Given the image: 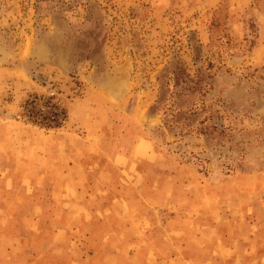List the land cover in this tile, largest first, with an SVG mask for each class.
<instances>
[{"label": "rangeland", "instance_id": "rangeland-1", "mask_svg": "<svg viewBox=\"0 0 264 264\" xmlns=\"http://www.w3.org/2000/svg\"><path fill=\"white\" fill-rule=\"evenodd\" d=\"M154 248L264 264V0H0V264Z\"/></svg>", "mask_w": 264, "mask_h": 264}, {"label": "trees", "instance_id": "trees-1", "mask_svg": "<svg viewBox=\"0 0 264 264\" xmlns=\"http://www.w3.org/2000/svg\"><path fill=\"white\" fill-rule=\"evenodd\" d=\"M34 100L25 101V105L32 110L29 113L30 121L34 124L41 125L43 127L56 128L60 126V121L64 118V113L57 107L55 103H51L49 100L41 103L42 108H47L48 112L43 113V109L38 108L37 103Z\"/></svg>", "mask_w": 264, "mask_h": 264}, {"label": "crops", "instance_id": "crops-1", "mask_svg": "<svg viewBox=\"0 0 264 264\" xmlns=\"http://www.w3.org/2000/svg\"><path fill=\"white\" fill-rule=\"evenodd\" d=\"M92 212L95 210L91 211V208L87 207L84 209V216H91ZM144 252L147 255H154V259L146 260L143 264H216L213 261H191L188 257L183 256L184 253L180 249L171 252L173 257H170L168 261L163 258L165 253L159 249H147Z\"/></svg>", "mask_w": 264, "mask_h": 264}]
</instances>
